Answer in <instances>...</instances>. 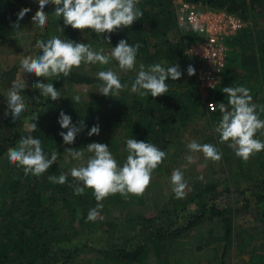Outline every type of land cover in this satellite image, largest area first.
I'll list each match as a JSON object with an SVG mask.
<instances>
[{
  "label": "trees",
  "instance_id": "16d2710c",
  "mask_svg": "<svg viewBox=\"0 0 264 264\" xmlns=\"http://www.w3.org/2000/svg\"><path fill=\"white\" fill-rule=\"evenodd\" d=\"M184 1L204 8L225 10L246 20V17L242 15L245 0ZM173 2L174 0H140L137 7L142 11L143 16L131 27L120 29L112 34H104V36H98L91 30L84 32L74 30L64 25L62 17H59L57 29L61 39L89 43L94 48L103 47L106 53L121 39L127 40L129 44L139 43L141 47L137 55L138 64L143 63L147 66L166 61V66L178 64L183 75L177 81H172L170 78L166 81L169 91L165 95L156 98L149 95L142 98L131 92V82L135 78V72H123L119 74L121 82L127 83L128 89L116 97H106L100 94L99 90L93 93L94 95H91L87 102L80 100L79 103L66 102L64 99H71L74 96L76 86L100 87L102 82L97 78V73L112 67L113 62L108 66L93 64L94 75L92 76L72 71L68 77L61 75L53 81L54 87L62 92L61 99L47 100L42 115L51 124L44 127L41 121L36 122L37 130L32 132V135L42 140L44 152L49 158L52 151H57L59 157L41 176L31 174L25 176L22 170L17 177L10 175L4 181L0 199V264H38L48 258L56 247L69 241L68 229L71 220H77V227L83 233L95 232L98 228V220L94 222L87 220L89 210L97 206L93 191L86 188L83 195L74 194L72 185L82 186V182L75 181L70 175L73 166L66 160L63 139L59 135L61 131H67V129H61L58 123L61 111L70 115L74 124L78 125L79 121H84L85 128L75 140L78 149L85 148L92 142L106 144L122 166L128 155L127 139L134 138L150 142L168 153L167 158L154 170L153 175L168 174L165 165L171 159L172 151L169 150L175 149L174 138L185 134L189 127L205 116L204 101L200 97L193 76L187 74L190 64L185 55L186 46L200 40L201 37L195 32H186L177 27ZM259 3L264 13V0H260ZM23 4L24 0H0V46L6 44L16 34L17 30L13 28V24L17 21ZM246 31L244 29L228 39L227 46L230 47L241 35L248 33ZM109 35L111 44L104 41L105 36ZM254 38L257 46L264 45V27L257 29ZM227 68L226 65L221 83L215 94L210 97V100L215 103ZM10 73L4 74L2 82V87L7 92L15 81L9 77ZM256 77L264 100V56L258 58ZM251 78H253L251 75H242L235 86L248 88ZM21 95L25 97L26 91H22ZM219 98L227 105L226 94ZM101 104L104 108L101 113H98L97 106ZM2 111L5 118L3 134L0 137V158L12 146L19 122V118L13 120L9 113L7 98L3 102ZM84 113L89 114L88 120ZM97 123L100 125V134L89 137L88 131ZM119 126L123 136L120 145L108 141V136ZM85 155L89 153L85 152ZM61 173L68 176L65 184H53L49 181L50 175L59 176ZM200 190L207 195L215 192L214 187L210 186H201ZM145 192L140 196L129 195L127 198L115 194L104 200H107L114 208L141 207L145 203ZM230 216V211L226 210L211 208L209 211V217L218 219L221 224L222 239L220 240L223 242V246L220 245L221 249L218 245H207L195 249H172L161 243L166 237L158 234L151 246L139 244L132 250L115 248L112 251H104L101 261L89 264H139L142 259L155 257L160 253L164 259L157 264H199V260H207L210 263L221 261L222 264L226 247L233 235ZM202 218L203 215H198L195 221L171 234L178 235L186 228L195 226Z\"/></svg>",
  "mask_w": 264,
  "mask_h": 264
},
{
  "label": "rangeland",
  "instance_id": "374dc122",
  "mask_svg": "<svg viewBox=\"0 0 264 264\" xmlns=\"http://www.w3.org/2000/svg\"><path fill=\"white\" fill-rule=\"evenodd\" d=\"M259 1L245 0L242 15L246 17L244 29L248 33L241 35L234 44L228 47V68L217 92L218 99L215 104L222 102L219 96L224 94L222 92L224 87L235 86L242 75H251L253 78L250 79L248 88L253 102L257 105H264L259 80L256 77L258 58L264 56V45L257 46L254 38L257 29L264 27V13ZM23 8L31 9L19 21L20 30L24 31L23 36L18 37L16 32L6 44L0 46V137L3 134L5 118L2 106L8 93L2 87L6 72H11L9 77L15 81L25 82V100L28 107V111L19 118L11 147L17 146L21 135H27L24 126L25 117L38 113V121H33L34 123L41 121L44 127L51 124L42 115L50 97H41L39 90L32 87L38 78L27 74L21 68L20 61L26 56L35 57L40 54V50L35 47L36 41H47L52 36H59L56 28L59 18L52 16L54 5H49L46 9L49 19L43 28L34 25L31 19L39 10L37 0H24ZM112 67L118 74L123 73L115 61ZM72 71L92 76L94 65L83 64ZM39 79L45 83L49 82L43 78ZM56 79L54 77L50 82L53 83ZM99 90L100 87L95 85L76 86L74 96L79 95L80 100L87 102L89 97ZM72 98L64 99V101L73 102ZM97 107L98 113H101L104 108L103 104ZM88 113H84L87 120L90 117ZM204 113L205 116L189 127L185 134L174 138L175 149L172 151L170 161L165 165L168 174L152 176L150 186L144 195L143 206L114 208L107 200L101 201L103 219L97 218V230L83 233L77 227V220H71L68 229L69 241L56 247L48 258L38 264L94 263L101 261L104 251H112L115 248L132 250L139 244L151 246L158 234L166 237L161 243L172 249H195L207 245H218L221 249L223 246L220 240L222 239L221 224L218 219L209 217L211 208L230 211L231 215L233 235L226 247L222 264H264V150L248 160L238 158L227 143L220 142L218 134L214 131L215 125L221 119L219 110L207 113L204 108ZM260 118L264 119V113H260ZM122 138L119 126L108 136V141L120 145ZM257 138L264 140V130L257 133ZM192 140L201 144H214L222 153V159L219 162H212L205 160L202 153L190 152L187 144ZM63 148L65 151L68 148L78 149L75 141L72 145H66L63 142ZM90 155V153L85 155L84 161ZM189 155L193 157V162L190 164L186 159ZM66 160L73 167H78L84 162L73 160L67 153ZM175 169L183 172L188 185L183 199H177L172 191L170 178ZM22 170V167L8 161L6 151L0 158V199L6 178L10 175L17 177ZM201 186L214 187L215 192L208 195L203 194L200 192ZM198 215H203V218L198 220L195 226L186 228L178 235L171 234L195 221ZM162 259L164 256L160 253L158 256L142 259L139 264H157ZM199 264H221V261L210 263L207 260H199Z\"/></svg>",
  "mask_w": 264,
  "mask_h": 264
},
{
  "label": "clouds",
  "instance_id": "9594fccd",
  "mask_svg": "<svg viewBox=\"0 0 264 264\" xmlns=\"http://www.w3.org/2000/svg\"><path fill=\"white\" fill-rule=\"evenodd\" d=\"M39 10L32 16L34 25L43 28L49 19L46 9L54 5V17H62L63 24L74 30L84 32L91 30L98 36L112 34L120 29L131 27L134 22L143 16L137 7L140 0H37ZM31 9L23 8L17 16L13 28L17 30V36L21 37L24 31L20 30L19 21L30 12ZM104 41L111 44L110 35L105 36ZM35 47L40 50L38 56H26L20 61L21 68L29 75L38 78L32 87L39 90L41 97H50L52 101L61 98V92L57 90L52 78L61 75L68 77L74 68H80L82 64H99L108 66L116 62L119 70L125 73L135 72V78L131 82V92L140 97L151 96L153 98L165 95L169 91L166 81L179 80L183 72L178 64L166 66V61L145 65L137 63L139 43L129 44L121 39L109 52L103 47L94 48L89 43H81L61 39L52 36L47 41H36ZM188 76L195 75V68L189 65ZM43 78L49 82H42ZM97 78L102 82L100 94L108 97H116L122 91L129 88L127 83L121 82V76L113 67L99 71ZM25 90V82L14 81L7 93L8 111L14 119L20 118L28 111L27 102L21 92ZM227 96V105L224 102L209 104V109L215 112L217 109L221 119L215 125L214 131L218 134L221 143H227L234 150L235 155L243 160H248L253 155L264 150V140L257 138V133L264 130V119L260 113H264V105L253 102L250 89L245 86H228L222 89ZM80 96L76 95L72 101L79 103ZM259 110V111H258ZM39 114L32 113L24 118V126L27 135H21L18 144L7 150L8 161L18 167H22L25 176H41L58 160L59 153L52 151L49 158L45 154L42 140L31 133L37 130ZM61 129L59 135L66 145H72L85 124L79 121L74 124L70 115L61 111L58 117ZM99 123L93 125L88 131V136L100 134ZM187 149L193 153H202L205 160L219 162L222 153L211 143H198L192 140L187 144ZM127 157L121 166L108 145L92 142L85 148L66 149V153L73 160L84 161L85 152L91 155L80 166L73 167L70 175L75 181L82 182V186L72 185L74 194L83 195L85 189H91L97 201V206L88 212L87 220L96 221L101 216L102 203L110 195L120 194L127 198L129 195L140 196L150 186L153 172L167 158L168 153L159 149L155 144L140 141L134 138L126 140ZM169 151H174L170 149ZM187 162H193L191 155L186 157ZM49 181L53 184L66 183L67 174L59 176L50 175ZM172 191L177 199H183L186 195L187 182L181 170L175 169L171 174Z\"/></svg>",
  "mask_w": 264,
  "mask_h": 264
},
{
  "label": "built area",
  "instance_id": "2783aa9c",
  "mask_svg": "<svg viewBox=\"0 0 264 264\" xmlns=\"http://www.w3.org/2000/svg\"><path fill=\"white\" fill-rule=\"evenodd\" d=\"M173 10L178 28L197 33L201 39L188 44L185 55L195 68L194 82L207 113H213L210 100L221 83L227 65V40L236 36L245 21L225 10H214L184 0H174Z\"/></svg>",
  "mask_w": 264,
  "mask_h": 264
},
{
  "label": "crops",
  "instance_id": "0c3cea01",
  "mask_svg": "<svg viewBox=\"0 0 264 264\" xmlns=\"http://www.w3.org/2000/svg\"><path fill=\"white\" fill-rule=\"evenodd\" d=\"M57 28V27H56ZM182 80V79H181Z\"/></svg>",
  "mask_w": 264,
  "mask_h": 264
}]
</instances>
